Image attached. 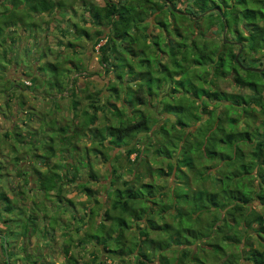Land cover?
<instances>
[{"label":"trees","instance_id":"trees-1","mask_svg":"<svg viewBox=\"0 0 264 264\" xmlns=\"http://www.w3.org/2000/svg\"><path fill=\"white\" fill-rule=\"evenodd\" d=\"M80 1L89 15L78 21L81 28L65 17L72 9L67 0H0V78L11 81L9 76L3 78L17 64L13 52L21 36L17 32L29 37L37 36L39 28L48 32L53 16L60 13L65 27L61 30L57 24L56 29L66 42L62 38L57 42L51 61L47 60L50 52H42L37 61H28V68L35 79L42 77L45 68L38 62L44 58L43 65L58 79L63 73L67 85L58 82L59 93L69 91L76 110L79 101L71 85L77 75H71L69 67L60 69L59 59L66 48H81L77 42L94 39V46L99 44L98 63L113 76L106 86L107 96L97 91L90 96L88 108H82L80 121L59 125V130L80 136H86L88 128L93 141L107 143V150L116 152L112 160L118 155L125 158L121 171L115 163L109 164L108 188L102 193L98 218H92L95 207L89 206L77 219L81 225L96 226L85 233L88 242L100 256L102 250L110 259L130 256L131 264H242L241 260L264 264V215L259 211L264 209V69H247L254 64L262 68L264 0H184L182 10L176 6L179 0H105L102 6ZM180 20L188 23L190 32L176 29ZM42 38L46 40V35ZM34 45L28 41L23 48L30 54ZM163 55H168L172 66L164 63ZM219 80H230L248 93H228L218 86ZM0 91L9 96L6 87ZM98 113L106 121L99 129L94 127ZM190 117L195 118L193 124L187 121ZM148 137L159 139L150 147ZM68 141L72 144L71 138ZM97 149L91 153L103 156L106 148ZM87 153L84 160L76 158L75 165L64 156V164L54 166L61 169L59 173L48 170L43 176L29 168L33 184L37 178V190L45 192L41 195L56 189L63 203L65 186L77 181L80 166L88 177L78 185L98 205L91 185L100 184V177ZM164 161L166 174L173 177L169 189L154 179L145 181L146 174L138 171ZM69 169L74 170L73 176L68 175ZM4 191L1 187L0 201L9 209L12 201ZM65 200L75 208L72 200ZM56 207L60 213L70 211L67 204ZM41 217L47 223L52 218Z\"/></svg>","mask_w":264,"mask_h":264},{"label":"rangeland","instance_id":"rangeland-1","mask_svg":"<svg viewBox=\"0 0 264 264\" xmlns=\"http://www.w3.org/2000/svg\"><path fill=\"white\" fill-rule=\"evenodd\" d=\"M67 1L69 3H72V9L70 8L67 10L68 13L65 17L71 19L72 21L75 20V22L78 23V27L81 28L82 22L80 24L78 22L80 18L83 17V18L89 19L88 12L84 11L85 2L82 3L80 0H67ZM183 1L184 0H179V2H177L176 6L178 9L182 10L184 8ZM90 2L96 5H99V6H102L105 4V0H86V4H89ZM53 17H54L53 18L54 21H50L51 20L50 17H46V19L48 20L50 19L49 21L51 22L50 24H48L49 25L48 32L42 33L41 28H39L37 29V36L31 34V37H29L30 35L29 33L27 34L21 33L22 31L17 32L16 35H21V36L20 38L16 39V42L13 45L14 46L13 52L14 54H16V56L14 57V62L17 63L16 65L14 64L13 66H16V67L22 66L24 76L19 77L18 79H15V81H13L12 77L17 78L18 75L12 72L11 67H10L8 68L9 70L7 69L6 73L4 74L3 80L7 79L8 76L9 78H11V81H13L14 84H13V87L9 89V92L14 93L15 96H18L20 94H26L30 90L33 91L37 89L39 92L36 93L35 96H38L41 102L56 103V106H58L60 117H64L60 120L59 124L60 123L66 124L68 120L65 118L71 117V114H72L71 121H74V123H77V121L81 120L80 112L82 108L83 107L88 108L87 104L90 102V96H93V94L96 93L97 91H102V95L104 97L107 96L106 86L108 87L109 84L112 83L110 82V80L113 76L112 74L104 73V70H102L103 66L101 67V65L98 63L99 56H97V51H96L99 44L94 46L93 44L94 39H90V40H84V41L77 42L81 48H79L77 45L70 46V47L68 46L69 48H66L65 50H63V53L61 55V56H64L60 58L62 62L59 59L60 69L62 68V66L65 68L69 67L72 70L71 75H77L76 76L77 81L74 84V86L71 85V88H72V92H74V90L76 89V99L77 101H79V108H77L76 110L72 108L71 106L72 100H71V97H69V91L64 92L65 90L64 89L63 91H61L64 93L62 94L59 93L60 89L57 84L58 82L62 84L63 80L65 79L63 77V73L59 75V79H58L57 74L55 75L53 71H50L49 69H47L48 67H45V65H43L44 58L39 59L40 62H38V64L40 68H42L43 66L45 68V71H43L42 77H38V79L37 78L35 79L34 78L35 76L29 71L28 61H30V59H35V58L37 61L38 60L37 57L41 56L42 52H46V53L50 52V56L49 55L47 56V60L51 61L52 57L55 56L56 54L54 49H58L57 42L61 38L63 39L64 43L67 40L61 37L59 30L56 29L57 24L60 25L61 30L62 28L65 27V22L63 20L64 16L60 13H56ZM55 19L58 20V22ZM187 26H188V23H186L185 21H181V20L178 21L177 25H175L176 29H178L181 33L190 32ZM199 29L197 28V31ZM12 30L10 32H12ZM44 34L46 35V40L42 38ZM40 35H42V37ZM35 38H36V42H35ZM28 41L30 42L31 45H34L36 43L34 46L31 47L32 49L34 48L35 51L33 50L30 54L27 52L25 48H23L24 45L26 47ZM37 43H38V46H37ZM100 43H103V40ZM17 47L19 50L16 49ZM71 48L75 50L73 51L71 50ZM167 56L165 57L163 55L162 60L165 61L164 63L166 65L172 66L169 60L167 59ZM35 63L36 62H34V64ZM74 64L76 65V68L74 67ZM254 66H256V64H254ZM254 66L253 67L251 66V67L254 68ZM120 68H123V67H120ZM26 79L31 81V86H29V84H25ZM2 83L3 81H1V78H0V85H3ZM24 84L28 85V87L25 86ZM66 85H67L66 82H63V87H65ZM218 86L221 89L227 91L228 93L230 92L236 93V94L248 93L246 89H243L240 86L233 84L232 81L230 80L229 81L219 80ZM3 96H4V92L0 91L1 101L3 99ZM200 102L201 100L198 101V104ZM116 104L119 105V102H116ZM28 116H32L33 118H36L37 114L33 113V115H28ZM98 116H99L98 121L94 127H97L99 129L105 125L106 121L102 113H98ZM161 116H158L160 120L162 119ZM262 117L264 118V116ZM187 119H188L187 121L190 124H193V122L195 121L194 117L193 118L190 117ZM36 120L38 122H41V124L36 127L37 128L36 134L28 135V138L26 137V140L28 141L26 143L27 144L26 154L29 155V157L27 158L28 164H31V166L35 170L40 171L43 174V176H45L46 174H48L49 172L48 170H50L51 172L54 171L55 173H59L61 169L52 167V165L54 164L55 166H57L58 164L60 165L59 161L60 162L64 161L65 157H68L69 159H71V161H73L72 159L74 158V163H75L76 158H78L79 160H84L85 159L84 155L88 152L87 157H89L91 161L94 159L95 162L93 164V169L98 172V175L100 177L99 178L101 182L100 184L91 185V189L94 190V192L96 191V193H93V194H96V198L99 200L100 203L95 206L94 202L91 199H89L88 197H85L83 187L82 188L79 187L78 183L83 182L84 180H87V177H88L86 174V169L83 170L81 169L80 166H78L77 168L78 169L76 173V175L78 176L76 179L77 181L66 184L65 186L66 190L63 193L64 199L65 197H69V198H72V200L75 202L76 207L73 208L72 206H70V211L73 213L77 212L75 215L76 219H75V216L74 218L71 215L69 217L68 216L69 212L60 213V209L56 206L57 205L60 206L62 204L61 208H63L67 204V207H68V202L67 200H63V203H62V201L59 200V198L62 197V194H59L56 189L52 191V194L48 192L46 196L44 195L45 192L42 191L44 193L42 196L41 195L42 192L40 193L39 190H35L34 188L33 193H35L37 196L30 194L28 196L29 201H26V202L21 201L18 203L19 199H15L14 201H12V204L15 203L14 206L18 209L14 210V214H12L11 211L9 212L10 214L8 212L1 213L2 216L13 219L15 217V212L17 211L16 212L17 215L15 219L9 222H2L5 224V226L0 228V246L2 249V251H0V258H1L0 264H3L2 262L3 258L5 259V261H8L9 254L13 252V249H11V246H10L11 245L10 240L8 241V237L6 236V233L9 231H14L15 227L17 226H21L22 236L27 237L26 229H28L29 227L34 228L35 225L39 227V224H44V221H46L45 223L47 224V227L48 226L54 227L55 219L53 218L55 215H56L55 217L59 218L58 222L60 225H65L66 223H71V222L78 224L79 223L77 220L78 217L80 218L84 217L83 212L85 210V207L87 208L89 206L95 207L94 215H92V218L96 217L95 219H97L99 216V213L102 211V205H103L102 204L103 201L101 200L102 195H103L102 193H106V189L108 188V186L106 188V185H108L109 178L105 180V175H106L107 169H110L109 164L115 163L118 167L117 168L118 171H121V167H120L121 163H123L125 160L124 155H118L117 160H112L113 159L112 154L116 152H114L113 150L112 151L107 150L108 149L106 147L107 143L100 145L97 141L95 140L93 141L88 136L90 135L88 128L85 129L87 131L86 136H80L79 134L73 135L70 133L71 131L70 132L62 131V130H59V128L51 129L50 128L51 126L48 125V120L46 121V119L42 118L41 116L36 118ZM161 122H163V120ZM94 127L92 129H94ZM195 127L196 125L192 126L191 129L193 130L195 129ZM102 132L104 134L105 130H103ZM68 138H71L72 144L68 143L69 142ZM158 139L159 137H154V139L151 137H148L146 143L150 147H152L155 145L154 143ZM74 145H77V151H78L76 153V158L74 155L76 151V146L73 149ZM92 148L93 149L106 148V150L101 151L103 153V156L97 155V157H95L91 153ZM13 154L14 152H11V154H8L6 161L0 160V172L3 175L2 176L3 178L7 177L6 175L13 171L12 166L14 167L16 165V162L19 161V159L14 158ZM130 157L134 158V154H131ZM162 163H163L162 165H157L153 163L152 168H149L145 170L144 172H141L139 168L138 171L140 173L146 174L144 178L145 181H149V179L151 178V180L154 179L155 181H158V183H160L162 187L165 185V187L167 186V189H169L173 186L172 184H174L172 182L173 177L170 176L169 174H166V169H167V166L165 165L166 161ZM159 166L163 168L162 171H158L156 169ZM73 172H74L73 169H69L68 175L73 176ZM129 176L130 174H127L126 176H123V178H126V177L128 178ZM160 178H163V179L161 180ZM1 179L2 178L0 177V180ZM4 179L6 180V178ZM6 182L8 181L6 180ZM24 188L25 187L20 186L21 190L26 191V189ZM16 205L19 207H17ZM107 205H109V203H107ZM259 211H261V213L264 215V209L259 208ZM42 215H45L46 217H49V218L51 216L52 218L48 219V223H47V220L45 219L43 220L41 218ZM29 216H31V218H29ZM95 227L96 226L93 223L90 225L88 224L89 231L94 230ZM115 228L118 229V226ZM44 241H48L46 233H42L41 242H44ZM252 242H254L253 245L256 248L258 249L262 248L261 246L256 245V240H252ZM241 262L242 264H250L249 262L245 260H241ZM31 264H34V262H31Z\"/></svg>","mask_w":264,"mask_h":264},{"label":"crops","instance_id":"crops-1","mask_svg":"<svg viewBox=\"0 0 264 264\" xmlns=\"http://www.w3.org/2000/svg\"><path fill=\"white\" fill-rule=\"evenodd\" d=\"M36 66L37 64L35 63L33 67L34 72H36ZM11 70L18 75L17 78L12 77L13 81L24 76L22 66H11ZM13 81L9 80L3 82V85H1L3 87L0 89L4 87L11 89L14 84ZM38 92L39 91L35 89L18 96H15L12 92H8L9 96L3 97L8 99L7 102L4 99L1 101L0 97V160L6 161L7 155L11 154V152H14L13 156L15 159H19L16 165L14 167L12 166L13 171L8 173L6 175L7 177H4L8 182L1 177L0 188L2 187V189L5 190L4 192L11 201L19 199L18 203L21 201H29L28 196L30 194L37 196L33 193L34 188L37 190L35 186V184H37V178L35 179L36 183L33 185L32 181L34 179L29 170L32 166L28 164L27 158L29 155L26 154V143L28 142L26 137L28 138V135L36 134V127L41 124L36 118L41 116L46 119V121L48 120V125L51 126V129L59 128V122L64 118L60 117L56 103L41 102L39 97L35 96ZM33 113L37 114L36 118L28 116L33 115ZM71 118L72 114L71 117L65 119L69 121L72 120ZM84 131L85 133L87 132L86 130ZM66 161L70 163V165H75L74 161H71L69 158ZM64 162L65 160L62 162L59 161L60 164H64ZM54 166L55 164L52 165V167ZM18 172L21 173L19 177L16 174ZM20 186L25 187L24 189H26V191L21 190ZM85 197H87L86 194ZM65 199L72 200V198L69 197H65ZM14 204L8 209L7 203L0 201V228L5 226L2 222H9L15 219L17 211L13 219L4 217L1 214L4 212L9 213L10 211L14 214V210L18 209ZM68 212V216L70 217L72 212ZM58 221L59 220L55 222L54 227H47L46 221H44V224H39V227H29L26 229L27 237L22 236L21 226L15 227L14 231L7 232L6 236L8 237V241L10 240V246L13 252L10 253L11 255L9 254L8 261H5L3 258L2 262L4 264H31V262H34V264H76L74 261L68 260L72 258L76 260L78 264L133 263L130 256H123L122 258L115 257L112 259L106 258L104 257L105 253L103 250V256H100V253L93 249V244L86 239L85 233L89 231L87 224L81 225L80 223L76 224L71 222L60 225ZM42 233L47 234L48 241L41 242Z\"/></svg>","mask_w":264,"mask_h":264},{"label":"water","instance_id":"water-1","mask_svg":"<svg viewBox=\"0 0 264 264\" xmlns=\"http://www.w3.org/2000/svg\"><path fill=\"white\" fill-rule=\"evenodd\" d=\"M237 56H238V53L236 54L235 58H237ZM247 69H249V70H255V71L263 70L264 69V58H263V61H262V68L261 69H256V68H252V67H249Z\"/></svg>","mask_w":264,"mask_h":264},{"label":"built area","instance_id":"built-area-1","mask_svg":"<svg viewBox=\"0 0 264 264\" xmlns=\"http://www.w3.org/2000/svg\"><path fill=\"white\" fill-rule=\"evenodd\" d=\"M25 84H29V82L28 81H25Z\"/></svg>","mask_w":264,"mask_h":264}]
</instances>
